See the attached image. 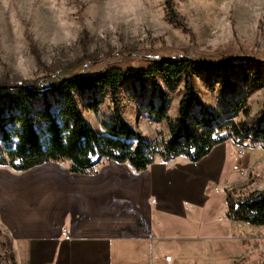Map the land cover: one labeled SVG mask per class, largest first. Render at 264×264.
<instances>
[{
  "label": "rangeland",
  "instance_id": "obj_1",
  "mask_svg": "<svg viewBox=\"0 0 264 264\" xmlns=\"http://www.w3.org/2000/svg\"><path fill=\"white\" fill-rule=\"evenodd\" d=\"M177 57L264 64V0H0V84L26 81L47 86L108 67L131 70L145 67L149 60ZM247 68L250 77L253 69ZM262 75L264 80V70ZM236 77V96L246 97L253 116L262 109L264 85L252 91L241 81V73ZM195 88L204 104L223 119L225 99L218 88L209 89L200 80ZM163 89L168 95V115L174 119L183 86ZM150 92L148 87L141 90L137 84L125 83L121 107L130 125L146 142L154 143L159 138L166 140L168 129L165 122L157 123L148 114ZM84 116L103 133L102 124L111 116L110 101L105 97L97 114ZM242 119L240 115L236 118ZM227 144L223 176L211 182L207 191L211 207L207 217L218 221L222 216L220 223L212 225L219 229L208 235L212 238L223 236L226 193L240 198L264 190V149L236 145L231 140ZM242 226L232 227V234L245 238L246 246L260 248L256 253L252 250L243 264H264V227ZM208 229L201 228V223L197 227L201 236ZM4 233L0 224V260L8 264L12 243ZM187 235L198 234L183 232ZM214 240L165 241L162 253L154 251L148 259L151 264H206L214 260L213 252L223 259L226 249L236 251L240 245L236 240L229 245Z\"/></svg>",
  "mask_w": 264,
  "mask_h": 264
},
{
  "label": "trees",
  "instance_id": "obj_2",
  "mask_svg": "<svg viewBox=\"0 0 264 264\" xmlns=\"http://www.w3.org/2000/svg\"><path fill=\"white\" fill-rule=\"evenodd\" d=\"M253 69L249 77L245 70ZM264 64L245 60L209 62L184 57L149 60L145 67L124 70L108 67L95 74L73 75L47 86L36 82L0 84V168L22 173L47 163L66 166L70 174L95 175L101 166L127 164L143 172L155 157L163 162L185 158L197 162L212 149L231 140L236 145L264 149V101L251 116L245 96L237 97L236 76L248 89L263 87ZM196 80L218 88L225 99L224 118L212 112L195 88ZM137 84L150 88L148 114L165 122L168 138L146 142L125 119L121 87ZM182 84L183 92L174 119L167 112L168 95L163 89ZM111 103V116L97 132L85 113L97 114L104 98ZM157 101L155 104L153 101ZM244 119L236 120L238 116ZM227 219L251 226H264V190L235 198L226 193ZM8 264H15L10 257ZM0 264H4L0 260Z\"/></svg>",
  "mask_w": 264,
  "mask_h": 264
},
{
  "label": "crops",
  "instance_id": "obj_3",
  "mask_svg": "<svg viewBox=\"0 0 264 264\" xmlns=\"http://www.w3.org/2000/svg\"><path fill=\"white\" fill-rule=\"evenodd\" d=\"M228 142L195 163L155 157L139 173L114 162L95 175L70 174L56 163L22 173L0 168V224L12 243L15 264H151L149 254H161L165 241L181 239H222L227 245L236 240V251L226 249L223 259L213 252L214 260L205 263L243 264L260 248L246 246L245 238L232 234L231 228H243V223L227 219V210L223 236L208 237L219 231L212 225L222 216L218 221L207 217V191L223 176ZM200 223L209 228L205 236L197 230ZM189 231L198 235L183 236Z\"/></svg>",
  "mask_w": 264,
  "mask_h": 264
},
{
  "label": "built area",
  "instance_id": "obj_4",
  "mask_svg": "<svg viewBox=\"0 0 264 264\" xmlns=\"http://www.w3.org/2000/svg\"><path fill=\"white\" fill-rule=\"evenodd\" d=\"M239 153L243 154V152H239ZM61 234H62V236L64 237L65 240H69L70 239L69 232L67 230L63 229L61 231Z\"/></svg>",
  "mask_w": 264,
  "mask_h": 264
}]
</instances>
